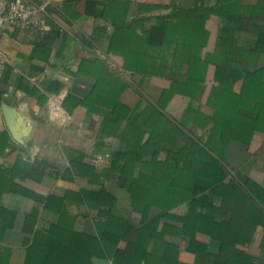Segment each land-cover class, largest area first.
I'll use <instances>...</instances> for the list:
<instances>
[{
    "label": "crops",
    "instance_id": "crops-1",
    "mask_svg": "<svg viewBox=\"0 0 264 264\" xmlns=\"http://www.w3.org/2000/svg\"><path fill=\"white\" fill-rule=\"evenodd\" d=\"M26 1L41 28H0V264H191L200 232L264 264V0Z\"/></svg>",
    "mask_w": 264,
    "mask_h": 264
},
{
    "label": "trees",
    "instance_id": "trees-1",
    "mask_svg": "<svg viewBox=\"0 0 264 264\" xmlns=\"http://www.w3.org/2000/svg\"><path fill=\"white\" fill-rule=\"evenodd\" d=\"M233 45H235L233 43ZM36 168V167H35ZM34 168H32L33 170ZM199 232V231H198ZM230 230H225V236L230 238ZM237 236L239 239H244V230H237ZM206 233L200 232V236L206 240L198 238L196 235L191 238V241L185 250L178 252V261H187L191 264H262V262L256 257L246 255L242 246H235L230 244L229 241L222 242L217 250H213L208 245L207 237L210 236ZM216 235H219L217 233Z\"/></svg>",
    "mask_w": 264,
    "mask_h": 264
},
{
    "label": "built area",
    "instance_id": "built-area-1",
    "mask_svg": "<svg viewBox=\"0 0 264 264\" xmlns=\"http://www.w3.org/2000/svg\"><path fill=\"white\" fill-rule=\"evenodd\" d=\"M43 7L30 5L26 0H0V28L5 25L40 29L42 26L41 15ZM0 66V79L2 78Z\"/></svg>",
    "mask_w": 264,
    "mask_h": 264
},
{
    "label": "rangeland",
    "instance_id": "rangeland-1",
    "mask_svg": "<svg viewBox=\"0 0 264 264\" xmlns=\"http://www.w3.org/2000/svg\"><path fill=\"white\" fill-rule=\"evenodd\" d=\"M238 206L239 207H241V209L240 210H242V214L243 215H239L238 217L240 218V220L244 223V226H247L246 224L247 223H249V214L250 213H248V211L246 212V206H247V204H246V202L245 201H243V200H241L240 198H239V200H238ZM243 206H242V205ZM249 210V209H248ZM247 217V218H246ZM247 219V220H246ZM251 220V219H250ZM244 230V229H243ZM245 231V230H244ZM244 238V237H243ZM241 249H243L244 250V248H241Z\"/></svg>",
    "mask_w": 264,
    "mask_h": 264
}]
</instances>
